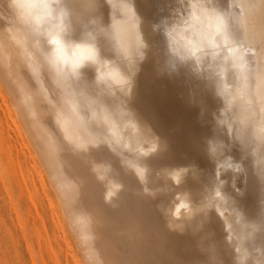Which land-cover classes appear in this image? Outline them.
<instances>
[{
  "label": "bare ground",
  "instance_id": "bare-ground-1",
  "mask_svg": "<svg viewBox=\"0 0 264 264\" xmlns=\"http://www.w3.org/2000/svg\"><path fill=\"white\" fill-rule=\"evenodd\" d=\"M243 2L106 0L100 17L89 19L107 33L103 56L95 61L84 59L92 45L74 47L69 55L60 40L62 53L56 65L50 63L44 51L58 46L49 43L43 13L32 20L31 38L21 28L9 29L11 55L0 57L7 67L0 86L10 100L9 118L33 151L83 264H203L206 257L191 234L166 227V220L185 219L192 209L197 210L193 231L207 224L225 258H232L230 250L240 261L260 257L261 105L250 78L257 57L249 59L258 51L260 34L236 19L258 18L259 9L238 13ZM71 15L65 10V19ZM84 31L82 26L73 39L80 40ZM92 39L95 45V35ZM253 40L255 48L249 47ZM76 61L79 87L72 85ZM89 62L95 71L81 72ZM57 66L62 74L67 68L71 78L63 75L58 83ZM117 66L138 67L130 106L161 141L159 152L145 161L146 187L154 195L143 193L131 171L139 158L135 147L117 152L73 147L109 134L115 125L120 100L104 79L106 70ZM237 165L243 169L239 176ZM77 214L90 217V228L74 227ZM93 234L94 240L87 238Z\"/></svg>",
  "mask_w": 264,
  "mask_h": 264
},
{
  "label": "clouds",
  "instance_id": "clouds-1",
  "mask_svg": "<svg viewBox=\"0 0 264 264\" xmlns=\"http://www.w3.org/2000/svg\"><path fill=\"white\" fill-rule=\"evenodd\" d=\"M4 2L7 7L0 11V57L11 55L13 45L9 39V29L13 27L21 28L31 38L36 31L32 26V20L43 13L45 28L51 45H56L52 43L53 39L62 40L65 50L70 55L74 47L87 43L93 46L96 59L102 58L101 46L104 45V37H106L107 33L89 24V19L93 16L100 17L99 6L101 2L105 3L106 0H4ZM65 10H70L72 13L68 19L64 17ZM82 26L85 31L81 39H73L74 34L79 33ZM94 35L95 45H93L92 39ZM146 48L147 44L144 41V55L141 61L145 58ZM44 55L49 62L54 60L57 56V48L45 49ZM57 68L59 67L57 66ZM86 68L92 69L93 72L95 71V65L91 62L82 65L81 72H84ZM137 71L138 67L133 71L132 69L119 66L109 67L106 70L104 84L107 88L112 89L120 100V109L114 116L115 125L109 134L89 142L86 146L74 145L73 147L78 151L86 152H91L101 147H106L113 152H117L120 149L131 150L132 147H135V154L139 158L131 168V171L141 184L143 193L145 195H154L146 187L148 165L145 161L153 154L159 152L161 141L148 124L141 123L130 106L135 83L134 78ZM0 75H3L5 79L7 78V67L3 64H0ZM63 75L71 78V73L68 72L67 68L64 69ZM78 80L79 76L77 75L72 80L73 87L80 86L77 83ZM85 86L94 87L93 84L88 82H85ZM242 171L243 169L240 166L239 174L234 175L239 176ZM104 178V176L99 177V179ZM117 187L122 189L123 185L121 184ZM196 218L197 210L192 209L189 216L185 219L173 218L166 220V227L170 232L180 236L191 234L198 250H200V232L193 231L191 227L195 223ZM73 225L83 232L85 229L90 228V217L77 214L74 217ZM87 238L94 240L95 236L93 234ZM96 264H103V261H97Z\"/></svg>",
  "mask_w": 264,
  "mask_h": 264
},
{
  "label": "rangeland",
  "instance_id": "rangeland-1",
  "mask_svg": "<svg viewBox=\"0 0 264 264\" xmlns=\"http://www.w3.org/2000/svg\"><path fill=\"white\" fill-rule=\"evenodd\" d=\"M4 93L0 86V264H83Z\"/></svg>",
  "mask_w": 264,
  "mask_h": 264
},
{
  "label": "snow or ice",
  "instance_id": "snow-or-ice-1",
  "mask_svg": "<svg viewBox=\"0 0 264 264\" xmlns=\"http://www.w3.org/2000/svg\"><path fill=\"white\" fill-rule=\"evenodd\" d=\"M203 7V5H194V7ZM5 7H7L5 5ZM238 8V13H244L245 10L249 12H253L256 9H259V17L257 18L255 15L252 16H244L238 15L237 22L244 24V25H251L253 28L259 29L260 34V41L258 46V51H254L251 53L252 57H257L256 60V68L253 73L250 74V78L252 80V84L255 88L256 96L259 98V102L261 105V114L260 120L257 127V134L259 140L262 145V161H261V170H260V177L261 181L264 182V0H260V3H255V0H245V2L241 3L240 5L236 6ZM53 44H56L57 53H62V49L59 47L60 41L58 39H53ZM249 47L255 48L257 47L255 40H253ZM88 55L84 57V59L95 61V53L94 51L89 48L86 50ZM53 65L57 63V56L54 60L50 61ZM80 66V61H76L72 65V73L73 75H78L77 69ZM58 74V83L62 82L63 74L61 70L57 68ZM103 79V77H101ZM243 139V137H241ZM185 172H192V169L188 167H182ZM237 169L240 170V165H237ZM181 173L177 172L174 173V178L177 180L179 179ZM202 175L200 176V179ZM235 186V185H234ZM185 206L186 205H182ZM258 230L260 232V257L256 258L253 256L252 259H245L243 261L238 260L235 255L233 254L232 250L229 251V255L232 257L231 259L225 258L220 250L217 242L215 241V237L211 231L208 230V225L205 224L200 231V241H199V249L200 252L206 257L203 261V264H264V218H262L261 222L258 224Z\"/></svg>",
  "mask_w": 264,
  "mask_h": 264
}]
</instances>
